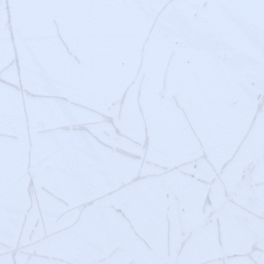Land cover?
Wrapping results in <instances>:
<instances>
[{"label":"snow or ice","instance_id":"snow-or-ice-1","mask_svg":"<svg viewBox=\"0 0 264 264\" xmlns=\"http://www.w3.org/2000/svg\"><path fill=\"white\" fill-rule=\"evenodd\" d=\"M0 264H264V0H0Z\"/></svg>","mask_w":264,"mask_h":264}]
</instances>
